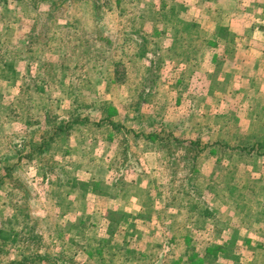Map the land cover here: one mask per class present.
I'll use <instances>...</instances> for the list:
<instances>
[{
    "label": "rangeland",
    "instance_id": "1",
    "mask_svg": "<svg viewBox=\"0 0 264 264\" xmlns=\"http://www.w3.org/2000/svg\"><path fill=\"white\" fill-rule=\"evenodd\" d=\"M238 43H264V0H0V264H264V85L225 90Z\"/></svg>",
    "mask_w": 264,
    "mask_h": 264
},
{
    "label": "crops",
    "instance_id": "2",
    "mask_svg": "<svg viewBox=\"0 0 264 264\" xmlns=\"http://www.w3.org/2000/svg\"><path fill=\"white\" fill-rule=\"evenodd\" d=\"M245 36L246 35H243V37L239 36L237 41L239 43H240V41L244 42V40L245 41H249V44L251 45V43H253L252 39L254 37L252 36V38H251V37H245ZM232 38H235V37H232ZM230 41H229V39L228 40L224 39V44L227 45L230 42L231 43L230 46H231L233 44L234 40L230 39ZM239 43H238L239 48L231 47V49L226 50V53H224L223 56L221 57L222 61L232 64V65H230V67L232 66L231 69L233 70L232 72L227 73L226 75H224L227 78V79H225L227 81H224L223 85H224L225 90L227 88V85L229 86L228 90L230 92V95L231 94L232 95L233 94L234 95H239L240 94L241 98H242L241 99L242 101H239V102L240 103H245L246 105H248L247 104L248 100L245 99V97L247 95L244 93L245 91H244L243 87L241 86V82H245L244 78L248 79V84H246V89L245 90H248L249 88L250 89L252 88L254 90V92L256 91L257 93H259V91L261 89V86L264 85V43L263 44H261V43L258 44L259 48L255 49V51H253L252 49H248V48L242 49L241 48L242 46L240 45L241 43L240 44ZM213 46H215V45L213 44ZM244 47H247L246 44L244 45ZM216 57L217 56H215V54L211 57L212 58V62H211L210 66H212V68H215L214 62L216 61ZM247 65L250 66V71L252 73L250 75H245V77H244V73H243L244 69L243 68L245 66H247ZM235 76H239V80L233 81L231 79V78H234ZM253 77H256L257 79L253 78ZM256 81H258V82H256ZM225 83H226V86H225ZM218 88H219V86H218ZM224 93H225V91H224ZM263 107H264V103H263L261 109ZM261 109H259V110H261ZM228 116H229V114H228ZM234 119H236V118H234ZM228 120L231 121L232 119H228ZM260 121L262 122L261 128L259 129L261 133L258 132L257 135L264 137V119L261 118ZM263 168H264L263 166L262 167L260 166L261 170ZM263 171H264V169H263ZM161 211H162L161 209H159V211H157V212L153 211L154 214H152V211L151 212L148 211L146 217H144V219H143V222L145 224H147L148 227H150V228L157 227L161 220H156L155 217H161ZM137 216H139V215H137ZM137 216H135V217H137ZM159 231H161V229H159Z\"/></svg>",
    "mask_w": 264,
    "mask_h": 264
},
{
    "label": "trees",
    "instance_id": "3",
    "mask_svg": "<svg viewBox=\"0 0 264 264\" xmlns=\"http://www.w3.org/2000/svg\"><path fill=\"white\" fill-rule=\"evenodd\" d=\"M186 60H187V57H186ZM141 98V97H140ZM87 121H89V119H88V117L86 116V117H84L83 119H74L73 120V123L74 124H78V123H85V122H87ZM104 123V121H99V125H102ZM107 125H109V126H111L112 125V123L111 122H108L107 123ZM71 126H73V125H68L67 126V124H61V126H59V125H57V129L58 130H60V133L62 132V130H64V129H66V127H71ZM75 126V125H74ZM57 131V130H56ZM173 135H168L167 136V138H170V137H172ZM158 137L155 135V134H151V135H149V136H147L146 137V139H148V140H151V141H154L155 139H157ZM173 138H174V136H173ZM169 140V139H168ZM168 140H166V141H162V142H160V143H162V147H168V145H167V142H168ZM174 142H175V145L177 146V145H179L180 144V141L178 140V139H176V137L174 138ZM194 147H193V145H191V147L190 148H187V152L186 153H189L190 152V154L192 153L193 154V151H194V153H196L197 152V149H195V147H196V143H194ZM198 146V145H197ZM214 148V147H213ZM168 152V151H167ZM166 152V153H167ZM185 153V154H186ZM215 153V150H212V154H214ZM185 156V155H184ZM195 157H196V154H194L193 155V157L192 158H190V160L192 161V160H194L195 159ZM191 169H193L192 168V166L190 167V170ZM109 233V232H108ZM125 248V247H124ZM123 249V248H122ZM122 249H120V251L122 250ZM95 251H96V249H95ZM119 252V251H118ZM130 252H131V250H129L128 248L127 249H125V251L123 252L124 253V255H126V254H130ZM93 253V252H92ZM92 253H91V255H90V253L88 252V254L90 255V256H92ZM96 253H97V255H96V257H97V260H101V259H98V255H101V250H98V251H96ZM225 253V247L224 246H221V245H212V246H210L207 250H206V259H207V262H208V264H215L216 262H218L222 257V255ZM96 257H95V259H96ZM100 257V256H99ZM43 258H45V256H39V260L40 261H43ZM202 259V258H201ZM102 261V260H101ZM51 264H56L55 262H52ZM58 264H67V262H61V263H58ZM197 264H201V261H199V259H198V262H197Z\"/></svg>",
    "mask_w": 264,
    "mask_h": 264
}]
</instances>
